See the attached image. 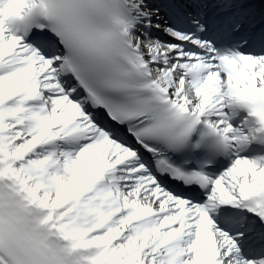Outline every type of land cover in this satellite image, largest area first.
Listing matches in <instances>:
<instances>
[{"label":"snow or ice","instance_id":"6c2138e0","mask_svg":"<svg viewBox=\"0 0 264 264\" xmlns=\"http://www.w3.org/2000/svg\"><path fill=\"white\" fill-rule=\"evenodd\" d=\"M0 264H264V0H0Z\"/></svg>","mask_w":264,"mask_h":264}]
</instances>
